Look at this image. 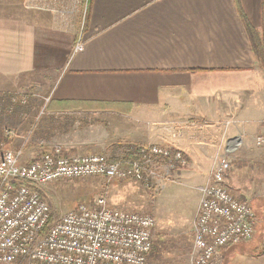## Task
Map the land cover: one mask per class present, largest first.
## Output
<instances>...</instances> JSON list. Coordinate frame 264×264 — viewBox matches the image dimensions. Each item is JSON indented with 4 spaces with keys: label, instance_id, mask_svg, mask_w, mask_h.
<instances>
[{
    "label": "crops",
    "instance_id": "crops-1",
    "mask_svg": "<svg viewBox=\"0 0 264 264\" xmlns=\"http://www.w3.org/2000/svg\"><path fill=\"white\" fill-rule=\"evenodd\" d=\"M245 21L264 38V0H0V92L48 102L57 118L42 129L49 142L25 151L91 146L116 161L124 147H168L186 161L173 169L194 183L195 207L219 152L236 200L264 196V69ZM254 234L218 263L264 264Z\"/></svg>",
    "mask_w": 264,
    "mask_h": 264
},
{
    "label": "built area",
    "instance_id": "built-area-1",
    "mask_svg": "<svg viewBox=\"0 0 264 264\" xmlns=\"http://www.w3.org/2000/svg\"><path fill=\"white\" fill-rule=\"evenodd\" d=\"M83 49L81 36L73 53ZM264 146V137L254 139ZM138 161L121 156L62 155L56 147L21 161V149L0 155V264H145L153 243L152 217L108 207L104 197L79 205L48 223L50 208L40 189L48 184L82 177L134 180L146 183L156 169L185 166L182 153L168 147L140 148ZM166 159L156 165L153 158ZM228 160L219 152L212 159L208 182L193 224L190 264H219L217 252L251 239L255 216L247 201L236 200L224 186Z\"/></svg>",
    "mask_w": 264,
    "mask_h": 264
},
{
    "label": "rangeland",
    "instance_id": "rangeland-1",
    "mask_svg": "<svg viewBox=\"0 0 264 264\" xmlns=\"http://www.w3.org/2000/svg\"><path fill=\"white\" fill-rule=\"evenodd\" d=\"M41 104L43 105V100L39 103L38 114L41 113ZM27 131L28 129L17 130L15 135L24 136ZM32 141L33 139H30L26 142ZM82 149L84 148L79 149L78 155L97 154V150L91 146L86 150ZM39 152L35 149L30 151L22 149L21 161L31 160L39 155ZM61 154L67 155L62 150ZM179 169L182 168L159 167L153 179L146 183L134 180H107L102 177L57 181L42 187L40 194L54 219L76 209L79 205H93L100 197H104L108 207L112 209L146 214L155 222L153 240L161 241L159 258L152 259L148 264H190L197 195L195 185L190 179L180 178L175 174ZM233 170L239 174L235 166ZM259 170L260 168L249 166L245 172L254 175ZM250 198L248 197V200ZM247 202L255 216L254 233L260 237L264 232V196L253 197L252 201ZM257 240L258 238H255V243ZM234 264L257 262L252 257H239L234 260Z\"/></svg>",
    "mask_w": 264,
    "mask_h": 264
},
{
    "label": "trees",
    "instance_id": "trees-1",
    "mask_svg": "<svg viewBox=\"0 0 264 264\" xmlns=\"http://www.w3.org/2000/svg\"><path fill=\"white\" fill-rule=\"evenodd\" d=\"M245 30L254 58L259 66L264 69V38L262 34H260L246 21ZM38 102V99L32 95L9 91L0 92V155L4 151H11L15 153L20 149H27L28 147L25 146V144L27 143L26 141L30 139H33L32 142L28 143L31 146H36L40 142H49L51 135L49 133L44 134L42 132V129H44L45 126L49 123L57 120V118H46L45 114L48 112L49 107L48 102L44 106L41 104V113L38 114ZM22 129H28V133H25L24 136L15 135L17 130L21 131ZM122 149L123 150L120 152L119 158L122 156L124 159V163H126L127 161L131 162L140 160V148L129 146ZM49 151L50 150L48 149H45L44 151H42L41 149L38 150L40 154ZM117 160L119 159H116V161ZM110 161L115 162L114 160ZM153 162L156 165L167 164L166 159L159 157L153 158ZM53 219V214L50 211L48 223H51ZM160 251L161 241L158 239H154L145 264H148L152 259H155L156 257L159 258Z\"/></svg>",
    "mask_w": 264,
    "mask_h": 264
},
{
    "label": "water",
    "instance_id": "water-1",
    "mask_svg": "<svg viewBox=\"0 0 264 264\" xmlns=\"http://www.w3.org/2000/svg\"><path fill=\"white\" fill-rule=\"evenodd\" d=\"M239 141V138L238 137H236V138H233V139H229L228 140V145L231 143V144H235V143H237Z\"/></svg>",
    "mask_w": 264,
    "mask_h": 264
}]
</instances>
